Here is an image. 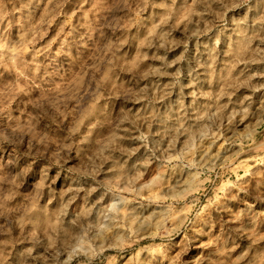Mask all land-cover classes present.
I'll return each instance as SVG.
<instances>
[{
  "label": "clouds",
  "instance_id": "clouds-1",
  "mask_svg": "<svg viewBox=\"0 0 264 264\" xmlns=\"http://www.w3.org/2000/svg\"><path fill=\"white\" fill-rule=\"evenodd\" d=\"M0 264H264V0H0Z\"/></svg>",
  "mask_w": 264,
  "mask_h": 264
}]
</instances>
